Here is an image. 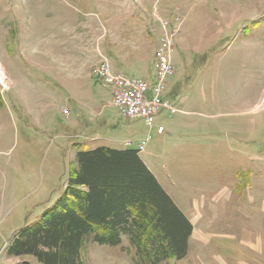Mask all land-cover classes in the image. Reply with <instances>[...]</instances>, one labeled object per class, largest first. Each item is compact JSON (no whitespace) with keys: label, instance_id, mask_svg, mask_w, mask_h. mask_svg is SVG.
Instances as JSON below:
<instances>
[{"label":"rangeland","instance_id":"1","mask_svg":"<svg viewBox=\"0 0 264 264\" xmlns=\"http://www.w3.org/2000/svg\"><path fill=\"white\" fill-rule=\"evenodd\" d=\"M174 17L163 97L180 113L140 153L193 227L186 258L167 264H264V0H0V264H36L7 249L63 193L58 172L78 153L147 135L89 71L102 56L153 82L159 23ZM80 259L135 262L126 238L87 236Z\"/></svg>","mask_w":264,"mask_h":264},{"label":"trees","instance_id":"2","mask_svg":"<svg viewBox=\"0 0 264 264\" xmlns=\"http://www.w3.org/2000/svg\"><path fill=\"white\" fill-rule=\"evenodd\" d=\"M58 175L66 182L63 193L20 229L7 249L9 257L83 264L80 253L88 236L94 244L111 247L126 238L134 264L186 258L192 224L136 150L101 146L78 153L70 171Z\"/></svg>","mask_w":264,"mask_h":264},{"label":"built area","instance_id":"3","mask_svg":"<svg viewBox=\"0 0 264 264\" xmlns=\"http://www.w3.org/2000/svg\"><path fill=\"white\" fill-rule=\"evenodd\" d=\"M159 24L160 33L154 51L153 82L115 72L108 60L102 56L89 71L90 77L108 90L113 108L127 120L143 122L148 129L147 135L137 144L133 140L124 142L126 149H134L139 154L145 151L152 132L158 136L165 133V128L158 123L159 118L162 115L170 117L180 113L178 107L163 97L165 84L175 73L172 47L180 31V19L174 17L170 21L160 20ZM0 85L3 86L1 83ZM63 114L68 115L67 110Z\"/></svg>","mask_w":264,"mask_h":264},{"label":"crops","instance_id":"4","mask_svg":"<svg viewBox=\"0 0 264 264\" xmlns=\"http://www.w3.org/2000/svg\"><path fill=\"white\" fill-rule=\"evenodd\" d=\"M99 62V61H98ZM97 62V63H98ZM96 63V64H97ZM94 66V65H93ZM113 68V67H112ZM126 69V68H125ZM114 70V69H113ZM133 70V69H132ZM115 72H118L117 70H114ZM118 73H121V72H118ZM122 74H124V73H122ZM111 103V98H110V101H109V104ZM104 106H101V109L99 110V112H97L96 114H95V116H91V119L92 120H89V122L92 124V121H97L98 119H99V121L98 122H100L101 120H102V116L104 115V113H103V110H102V108H103ZM69 115V114H68ZM92 126L89 124V127H86L85 128V130H90V129H92L91 128ZM100 131H101V129H100ZM68 137V136H67ZM74 137H76V136H74ZM97 138H98V136H96V137H90V139L91 140H97ZM65 147H67L68 148V146H65ZM110 148H112V149H116V150H124L125 149V147H124V145H122V148H115V147H110ZM61 150H64V148H61ZM139 157H140V154H139ZM140 159L142 160V158L140 157ZM143 161V160H142ZM143 163L147 166L148 164H146L144 161H143ZM147 168L151 171V169L147 166ZM152 172V171H151ZM153 173V172H152ZM158 181V180H157ZM165 190V189H164Z\"/></svg>","mask_w":264,"mask_h":264},{"label":"bare ground","instance_id":"5","mask_svg":"<svg viewBox=\"0 0 264 264\" xmlns=\"http://www.w3.org/2000/svg\"><path fill=\"white\" fill-rule=\"evenodd\" d=\"M109 7V6H108ZM119 10V9H118ZM0 83L5 86L6 85V77L5 75L2 73V71L0 70Z\"/></svg>","mask_w":264,"mask_h":264}]
</instances>
